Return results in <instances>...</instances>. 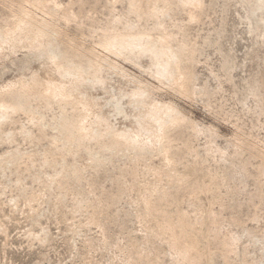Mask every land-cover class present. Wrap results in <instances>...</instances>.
<instances>
[{
    "label": "rangeland",
    "instance_id": "obj_1",
    "mask_svg": "<svg viewBox=\"0 0 264 264\" xmlns=\"http://www.w3.org/2000/svg\"><path fill=\"white\" fill-rule=\"evenodd\" d=\"M22 1L0 0V24L8 17L9 8L16 9ZM46 2H56L62 8L70 7L66 9L70 10L72 17L74 15L72 22L65 25L66 28L63 23L61 26L67 38L74 40L75 44L81 42L84 49L90 45L93 35L106 32L116 33V36L141 34L155 24L153 19L138 21L128 11L127 0ZM261 2L263 0H202V16L194 22L187 19L192 8L186 10L177 5L172 6V18L161 19L163 28L174 33L177 42L195 47V60L191 66L199 94L193 99L179 98L154 80L149 72L152 63L148 58L131 55L133 57L129 58L136 62L133 64L124 61V55H112L107 56L108 62L105 54L96 50L99 58L113 67L109 73L103 70L108 79L106 86L90 88L86 83L85 87L74 91L75 96L83 97L98 117L107 118L105 123L109 130L100 125L94 128L95 136L106 135L111 144L116 140L114 133L120 131L117 128L135 132L147 122L145 113L151 104L150 98L146 97L147 101L138 105V112H135L134 104L128 106L127 99L122 98L124 93L138 89L139 83L149 87L156 102L179 106L183 116L193 122L198 134H193L190 123L181 124L175 140L170 143L178 149L179 159L172 171L161 168L162 150H133L125 142H120L123 153L117 154L107 166L105 159L109 157V151L100 148L97 138L86 148H78L81 157L77 156L75 161L78 159V162L73 163L83 169L81 179L70 175L61 188L52 180V175L60 171L59 161L55 170L35 167L30 173L23 166L25 160L4 164L0 169V264H123L121 249L129 239L139 240L143 235L135 220L140 206L130 204L132 200L146 198L151 191L157 190L160 186L157 184L169 187L172 193L160 202L161 211H172L173 215L175 211H185L191 220L197 214L205 219L199 227L203 238H196V249L205 254L206 248L208 256L205 255L200 264H224L218 253V244L224 240L234 243L228 264H264V9L259 8ZM30 6L27 7L31 9ZM32 12L37 14V19L42 17L40 12ZM115 19L117 23H113ZM130 24L134 26L130 28ZM183 27L184 33L179 31ZM44 49L48 55L52 53L49 44ZM19 50L14 55H9L5 49L0 51V90L10 82L27 79L33 72L39 78L48 77L47 57ZM155 62L158 61L155 59ZM83 91V94L87 91L85 95L94 101L82 95ZM42 106L43 102L38 100L30 103L35 111L44 110ZM57 115V109L44 110L42 123L48 124L41 126L40 123L44 133L39 142L40 133L28 123L26 115L17 113L6 123L2 122L0 157L13 150L20 154L40 152L41 155L52 150L48 141L60 133L51 126L50 119ZM237 140L252 150L233 156ZM188 149L194 152H188ZM94 159L103 164L92 165ZM67 161L72 163L71 156ZM113 164L115 167L112 168ZM207 169L216 171L222 179L213 182L210 192L203 191V186L209 183ZM34 172L40 174L41 181L32 178ZM164 173L169 177L163 176ZM119 180L125 184L126 191L119 202L111 204L108 197L118 195L122 190ZM178 183L181 188H174ZM84 194L88 195L85 205L81 203ZM198 198L200 202L196 201ZM94 204L97 205L95 215L110 223L108 234L115 243L112 247L104 246L99 226L88 222L95 212ZM207 214L218 219L217 226L207 223ZM123 223L125 228L119 230ZM214 235L216 240L213 243ZM161 262L168 264L169 260L161 257Z\"/></svg>",
    "mask_w": 264,
    "mask_h": 264
},
{
    "label": "bare ground",
    "instance_id": "obj_2",
    "mask_svg": "<svg viewBox=\"0 0 264 264\" xmlns=\"http://www.w3.org/2000/svg\"><path fill=\"white\" fill-rule=\"evenodd\" d=\"M56 2L48 3L46 0L25 2V0H23L17 5L16 9L9 8L8 17L0 24V51L5 49L8 50L9 55H14V53H17V50L23 49L37 56L44 55L47 57L46 60L48 63H46L49 65L48 67H50L47 78H39V76L33 72L34 74H30L27 79L21 78L18 81H12L13 83L10 82L8 85L2 87L3 89L0 90V127L2 122L5 121L6 123V120L12 119L15 114L22 113L24 116H27L25 117L28 118V123L38 129L40 133V135H38L39 142L41 140V134L44 133L41 130V126L48 124L46 123L43 125L42 123L44 120V110L51 111L57 109L58 115L50 119L52 122V124H50L54 129L59 131L58 133H60V136H53L49 139L48 144L51 146L52 150L44 154L42 153V155L39 154L40 152L20 154L17 150L9 151L4 156L1 155L0 169L4 164H12L13 161L16 163L17 161L25 160L26 165L22 164L29 173L35 167H39V169L46 167V169L55 170L57 162L59 161L60 165L58 167L60 171L58 170V172L52 175V180L61 188L65 185L70 175H73L75 179H81L83 169L76 167L77 164L74 165L73 163L76 161L78 162V159L75 161V158L79 156L78 148H86L90 141L97 138L100 143V148L109 151V157L105 159V164L107 166L112 164V160L117 154L120 152L123 153L120 149L122 148L120 142H125L128 148L133 150L148 149L149 152H155V148H157L155 149L156 152L162 150L163 159L161 168L169 169V171L174 170L175 165L179 161L178 149L170 145V143L175 140L176 132L181 124L185 121L190 123L187 120L188 118L186 119L183 116L181 110L178 108L179 106L169 102H156L152 98L151 90L148 89L149 87L139 83L138 89L130 93H124L122 98L127 99L126 105L131 106L134 104L133 108L136 109V111L134 110L135 112H138V105L142 106L145 101H147V98L151 99V104L145 113L147 116V124H142L139 131L136 129L135 132L130 130L126 131L127 128L122 130L117 128V131H120L114 133L116 140L110 144V139H108L106 135L102 134L95 136L94 134V128L100 125L104 127L105 130H109V127L105 123L107 118L105 120L100 116L98 117L93 109L85 103L86 101H83V97L78 98L77 95L75 96L74 91L77 90V88L81 89L85 87L84 84L86 83L89 84L90 88H103L106 86L108 79L106 75V77H104V74L113 68L112 65L108 64L110 61L108 57L112 55L115 57L124 55V61L136 64V62L132 61L129 57H133L131 55H137L138 58L145 57L151 61L152 67L150 66L149 68L150 75L164 89L170 90L179 98L184 97L193 99L199 94L195 88L196 77L191 66L195 60V47H187L183 42H177L174 33L168 32L163 28L161 19L172 18V6L177 5L183 9L186 8V10L187 7H189V9L192 8V11H188L187 19L189 21H187L194 22L202 16L204 8L202 0H127L128 11L134 14L138 21L145 22L151 19L155 20L153 28H145L146 30L143 31L147 32L141 34L130 35L126 33L116 36L114 35L116 33L106 32L95 37L93 35V37H90V45L88 47L84 46L85 49L82 47L81 42L77 44L79 42L77 41L75 44L74 40L67 38V33L65 34V29L62 27H65V25L68 26V24L72 22L74 15L72 17V14L69 13L70 7L67 6L69 8L68 12L66 6V8H62L59 6L60 4ZM25 3L31 5L30 7L32 8L29 9L27 7L28 5H24ZM259 8L264 9V0L263 3L261 2L259 5ZM33 10H36V13L40 12L42 17L37 19L39 17L36 16L37 14L34 15L32 12ZM181 12H183L182 9ZM117 22L116 19L113 20V23ZM61 23H63V26H61ZM130 25V28L134 26L133 24ZM153 31L158 32L153 34ZM179 31L184 33L185 27L179 29ZM129 39L133 41L129 42ZM48 44L52 48V53L50 55H48L44 49ZM96 50H100L101 53L103 52L108 62L105 59L99 58L96 53L98 51ZM101 57L103 58V56ZM155 59L158 62H155ZM104 63L106 65H104ZM103 70L105 71L104 74ZM83 93L84 91L82 95L94 101L88 94L85 95ZM201 93L207 94L206 91H202ZM36 100L41 103L43 102L42 108L44 110H41V112L35 111L30 107V103ZM97 106L99 105H96V107ZM125 116L126 118L128 117L127 115ZM79 118H81V122H79L78 127H76V122ZM150 120L152 122H150ZM40 123H42V125ZM190 124L193 134L196 136L198 131L195 129L193 122ZM61 131H64V133H61ZM42 137H44V135ZM234 147H236V151L233 153V156L235 154L236 156H240L244 151L252 150L240 140H237ZM57 150L59 152H56ZM188 152L194 151L188 149ZM68 156L72 158L71 164L67 161ZM260 156L263 155L261 154ZM91 161L92 165L103 164V162H98L96 159ZM113 167H115L114 164L112 165V168ZM39 169L36 170L38 171ZM242 170L244 172L246 171L244 166ZM206 171L209 176V183L202 186L203 191L210 192L214 186L213 182L215 183L222 179L216 171L211 172L208 169ZM38 174H33L32 178L41 181L40 174ZM163 176L167 177L168 173H164ZM19 181L20 179L18 178L17 182ZM178 181L180 180L178 179ZM118 183L119 186L122 187V190L119 191L118 195L108 197L111 204L119 202L126 191L123 181L119 180ZM157 186H159V188ZM157 186L155 187L158 189H155L153 192L151 191L150 194L146 195V198L141 197V199L138 198L139 200L136 199L137 201L132 200L133 203L130 204L133 206L138 203L140 206V210L136 212L135 220L143 235L139 240H135V238L128 240L126 246L122 248L120 252L122 257L121 262L123 264H163V262H161V257H163L169 260L168 264H200L203 257L208 254V252L206 253V248L205 254L203 251L196 249V238L200 236L203 238V235L199 233V227L205 222V219L197 214L194 216V219L191 220L185 211H175V215L172 214V211L168 213L161 211L159 207L160 202L169 198L172 193L169 190L170 188L165 185L163 186V184H157ZM174 188L180 189L181 185L178 183ZM152 193H154V195ZM87 198L88 195L84 194L81 203L85 205ZM215 200H217V198ZM196 201L200 202V198ZM96 206L95 204L93 205L95 212L88 218V222L91 225L99 226L103 234L104 246L107 248L112 247L115 243H113L114 240H112L114 238H111L108 234L110 223L106 220H101L103 218L100 219L95 215ZM206 221L216 226L219 223L216 217L209 215ZM124 228L125 224L123 223L119 227V230H123ZM189 229H191V233ZM201 229L203 228L201 227ZM217 233L218 232H216V234ZM215 240L216 236L214 235L212 242L214 243ZM208 243H210L209 239ZM218 246L220 259H222L224 264H228L231 259L230 256L234 251L233 241L224 240L223 242H219ZM204 247L202 250H204ZM208 248L210 247L208 246Z\"/></svg>",
    "mask_w": 264,
    "mask_h": 264
}]
</instances>
